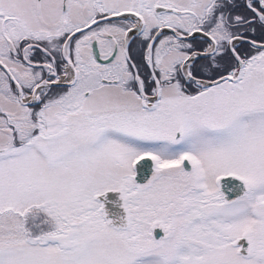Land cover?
<instances>
[{
  "label": "snow or ice",
  "instance_id": "6c2138e0",
  "mask_svg": "<svg viewBox=\"0 0 264 264\" xmlns=\"http://www.w3.org/2000/svg\"><path fill=\"white\" fill-rule=\"evenodd\" d=\"M0 264H264V0H0Z\"/></svg>",
  "mask_w": 264,
  "mask_h": 264
}]
</instances>
